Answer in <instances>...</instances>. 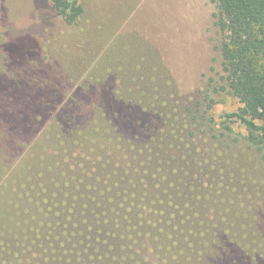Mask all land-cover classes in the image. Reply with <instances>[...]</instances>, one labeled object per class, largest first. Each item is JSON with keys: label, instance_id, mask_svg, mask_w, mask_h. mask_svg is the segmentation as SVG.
I'll use <instances>...</instances> for the list:
<instances>
[{"label": "trees", "instance_id": "1", "mask_svg": "<svg viewBox=\"0 0 264 264\" xmlns=\"http://www.w3.org/2000/svg\"><path fill=\"white\" fill-rule=\"evenodd\" d=\"M47 2L70 24L83 12L82 0ZM213 2L224 88L239 102L224 113V120L241 123L248 143L264 157V0ZM8 46V59L21 72L0 73L4 145L14 150L20 146L16 140L38 133L37 143L26 146L55 160L46 163L29 154L27 172L20 178L9 174L18 210L47 214L46 224L62 220L74 230L72 235L79 230L106 235L115 247L149 262L264 264L263 216H246L241 222L231 217V223L210 218L212 199L225 201L230 191H222L224 181L201 162L196 150H186L177 140L180 133L190 139L194 131L188 132L186 110L169 100L166 78L122 80L124 86L137 82L134 93L116 92L109 85L98 87L103 92L90 88L81 97L73 92L65 104L69 106L56 108L52 104L61 90L34 77H47L42 63L34 62L36 43L23 36ZM82 99L93 107H77ZM45 114L50 120L42 124ZM189 213L197 217L193 226Z\"/></svg>", "mask_w": 264, "mask_h": 264}, {"label": "rangeland", "instance_id": "2", "mask_svg": "<svg viewBox=\"0 0 264 264\" xmlns=\"http://www.w3.org/2000/svg\"><path fill=\"white\" fill-rule=\"evenodd\" d=\"M82 6L79 20L70 24L52 11L47 0H0V73L21 72L8 59V42L29 36L38 47L34 62L42 63L47 76L37 73L36 81L51 82L61 90L52 107L70 104L67 98L73 92L80 97L90 93V88L103 92L100 85L134 93L137 82L124 86L121 81L166 78L169 100L186 110L188 132L194 131L190 139L180 133L177 140L186 150H196L201 162L224 181L222 191H230L225 201L212 199L215 210L210 218L231 223V217L239 222L246 216L264 217L263 154L248 143L241 123L234 118L224 120V113L236 109L239 102L224 88L226 73L213 0H82ZM77 107L93 106L82 99ZM46 114L42 124L50 120ZM38 136L16 140L20 146L10 150L0 133V264H170L131 255L115 247L106 235H85L83 230L72 235L74 230L62 220L46 224L50 218L42 212L18 210L9 174L22 177L29 154L55 162L50 159L54 157L32 153L26 146L37 143ZM61 214L67 216L65 208ZM188 222L195 225L197 217L189 213Z\"/></svg>", "mask_w": 264, "mask_h": 264}]
</instances>
